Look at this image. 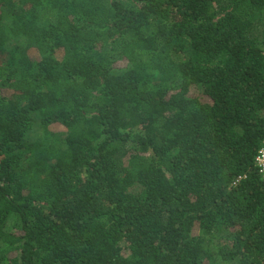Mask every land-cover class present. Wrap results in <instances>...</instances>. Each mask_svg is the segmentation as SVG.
Wrapping results in <instances>:
<instances>
[{
    "label": "trees",
    "instance_id": "16d2710c",
    "mask_svg": "<svg viewBox=\"0 0 264 264\" xmlns=\"http://www.w3.org/2000/svg\"><path fill=\"white\" fill-rule=\"evenodd\" d=\"M263 145L264 0H0V264H264Z\"/></svg>",
    "mask_w": 264,
    "mask_h": 264
},
{
    "label": "built area",
    "instance_id": "2783aa9c",
    "mask_svg": "<svg viewBox=\"0 0 264 264\" xmlns=\"http://www.w3.org/2000/svg\"><path fill=\"white\" fill-rule=\"evenodd\" d=\"M256 164L257 167L260 169L262 175L264 176V145L258 153Z\"/></svg>",
    "mask_w": 264,
    "mask_h": 264
},
{
    "label": "rangeland",
    "instance_id": "374dc122",
    "mask_svg": "<svg viewBox=\"0 0 264 264\" xmlns=\"http://www.w3.org/2000/svg\"><path fill=\"white\" fill-rule=\"evenodd\" d=\"M32 55H33V53H32Z\"/></svg>",
    "mask_w": 264,
    "mask_h": 264
}]
</instances>
